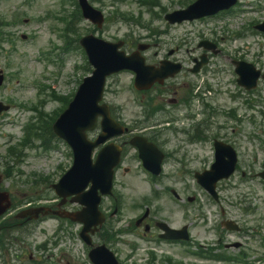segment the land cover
Instances as JSON below:
<instances>
[{
	"label": "rangeland",
	"instance_id": "obj_1",
	"mask_svg": "<svg viewBox=\"0 0 264 264\" xmlns=\"http://www.w3.org/2000/svg\"><path fill=\"white\" fill-rule=\"evenodd\" d=\"M52 1L38 0L28 4L27 0H0V15L7 16L14 9H20L28 13L27 18L29 19L27 24L13 28L14 49H8L9 46L6 45L4 48L8 50L0 53V70H2L6 77L4 85L0 88V101L3 103H7L10 99L13 101L9 113L0 119V174L3 186L8 187L15 198L21 201L27 199L31 193H34V197L37 198L39 196L45 198V195L51 196L50 192L46 189L47 185L44 182H40L37 176L48 175L52 180H55L58 178L61 170L70 162L68 156L69 150L57 140L52 141V147L55 148L49 151L43 150L39 147V142L35 141L34 148H21V155L16 160L8 158L6 153L8 147L18 144L21 135V132L16 133L12 129V126L15 124L20 125L23 121L37 117L35 111H27L21 108V105H36L37 109L43 108L45 112L50 113L60 105L58 102L50 101L47 95L48 91L38 95L37 88L33 84L34 81L50 85L56 92L65 95L72 92L78 86L77 81L84 74L81 69H72V65L78 63L76 59L78 58L77 53L73 54V59H70L68 56L67 63L61 67L45 63L41 59L42 53L48 51L49 44L52 41H56L53 37L48 36L45 29L40 31L42 27H38V24L32 22V19L41 16L42 12L47 8L56 9V0L54 4H52ZM169 1L162 0L167 6ZM118 4L121 11H127L134 15L142 11L144 20L148 21L151 19V15L147 12V9L142 7L137 0H126ZM111 10H113L112 6H104L106 15ZM249 17L258 20L264 19V6L258 13L255 11ZM160 21V19L153 20L151 27L161 28L162 24ZM229 23L230 25H228ZM238 24V19L234 20V18L229 17L228 19L210 22L209 28L220 31L218 35L223 36L228 35L222 32L225 27H228L229 31H231L235 30ZM87 26L88 23H81V29L85 30ZM167 30L171 32V37L169 40L168 35L162 36V40L167 42L164 47H174L176 43H180L181 36L184 33H180V27H171ZM21 32H24L28 36L25 41L19 38ZM103 32L104 36L109 40L122 37L128 38L130 36L138 40L148 35L147 30L140 27H131V25L126 26L121 23H108ZM195 43L196 41L191 40L189 44H182V49H192L195 47ZM223 49L229 54H234L235 50L240 49V54L246 55L248 59H259L264 63V55L261 57L257 56V53L264 54V37L262 36L250 35L246 40L238 42L229 40L223 44ZM222 64L227 65L224 59H214L209 72L202 78H208L209 80L216 76L218 78L220 87H215V92L207 95L216 106L215 109L221 112L227 111L232 107H237L239 114H243L241 124L242 137L236 146L241 154V171L248 172L249 177L239 179V172L231 180L230 184L224 186L227 190L222 193L223 199L226 201L222 205L228 209L227 216L240 223L247 230L248 234L243 236L226 233L221 236L226 242H244L245 246H248L247 249L253 250V253L249 256V261H255L254 264H264L263 261L256 262L255 260V257L260 256L264 252V185L256 176L261 169L264 151L259 148L258 141H252L248 138L249 133L259 132L260 130L264 133V120L257 112L260 109L259 106H256L252 111L244 113V105L242 103L244 96L236 101L230 99L228 91L235 89L232 82L233 77L224 71L225 69L222 68ZM216 73L218 74L215 75ZM128 79V75L112 79L110 81L111 87L106 93L107 99L117 101L123 107L125 101L129 105L131 94L128 87ZM113 84H117L118 86H112ZM113 89H115L116 93ZM260 91L261 98L264 99V83L260 85ZM41 100L45 101L42 105ZM133 110L132 108H127L126 112H131L132 114ZM247 115L250 116L248 117ZM215 121L217 124H225L228 130L231 127L239 129L236 124L229 123L223 116H220V113L215 118ZM6 162L10 167L8 174L4 173V169L7 166ZM199 164H201L199 165L200 167H203L202 162H199ZM6 175H10V177L6 178ZM203 202H205V199ZM35 203L43 204L47 202L38 201ZM229 203L230 206L228 205ZM65 206L69 209L73 208L71 205L65 204ZM246 209L248 212L245 211ZM211 211L216 213V208H211ZM217 219L218 216L212 217L211 222L204 228L199 223H196L193 232L196 242L210 244L218 237V234L214 232ZM57 223L54 219L44 218L22 229L18 235L24 239L25 244L20 252L17 251L21 256V260L15 264H36V262H42L44 259L49 260L51 264H88L86 250L81 246L77 237L79 226L63 224V229L59 231L56 228ZM51 238V242L55 239L58 242L61 239L59 241L60 246L55 248L54 244L51 247L48 244L46 251L37 250L39 244ZM16 247L14 245L13 250H10L6 256L14 258L13 253ZM118 248L123 253H127L128 251L127 246L122 244H119ZM164 250L172 253L175 260H182L180 248H172L171 250L164 248ZM185 260L189 264H217L216 262L193 256L185 258ZM123 263L129 264L130 261L126 262L123 260Z\"/></svg>",
	"mask_w": 264,
	"mask_h": 264
}]
</instances>
